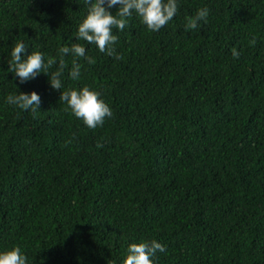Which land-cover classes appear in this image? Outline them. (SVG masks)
<instances>
[{"label":"trees","instance_id":"trees-1","mask_svg":"<svg viewBox=\"0 0 264 264\" xmlns=\"http://www.w3.org/2000/svg\"><path fill=\"white\" fill-rule=\"evenodd\" d=\"M86 11L0 0V248L29 264H122L129 242L156 239L154 264H264V0H178L157 31L133 13L112 54L78 41L93 58H75L78 79L65 54L61 89L9 71L17 40L55 56ZM85 84L112 112L92 128L59 99ZM30 90L35 109L5 100Z\"/></svg>","mask_w":264,"mask_h":264},{"label":"clouds","instance_id":"clouds-1","mask_svg":"<svg viewBox=\"0 0 264 264\" xmlns=\"http://www.w3.org/2000/svg\"><path fill=\"white\" fill-rule=\"evenodd\" d=\"M85 3L87 11L77 25L75 39L71 44L60 45L55 56L32 48L25 52L27 43L24 40L14 43L8 67L21 83L43 72L47 74L51 87L61 89L65 54L73 57L68 70V76L73 80L79 78L81 69V64L75 58L83 57L89 63L93 62V58L85 52V45L78 41L82 39L94 42L99 51L112 54L113 42L117 40L113 27L123 28L128 23L127 18L133 13L147 29L157 31L174 16L178 8V0H85ZM113 6H116L115 10L110 11ZM208 12L207 6L197 8L195 14L186 19L185 28H195L199 21L206 18ZM238 54L233 50V56ZM54 63L57 67L49 72V66ZM59 99L65 101L72 114L81 118L90 128L102 123L106 116L112 114L110 106L98 91L86 84L78 88H66L60 92ZM5 100L21 109H35L40 103V96L35 90L17 91L9 93ZM163 248L164 245L156 239L129 242L122 264H154L156 251H163ZM0 264H29V261L21 247L13 244L0 248Z\"/></svg>","mask_w":264,"mask_h":264}]
</instances>
